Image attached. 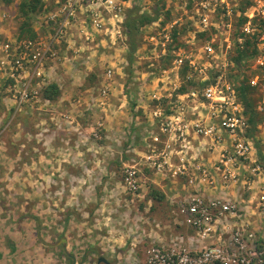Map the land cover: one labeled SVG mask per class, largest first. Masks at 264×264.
Segmentation results:
<instances>
[{"label": "rangeland", "instance_id": "obj_1", "mask_svg": "<svg viewBox=\"0 0 264 264\" xmlns=\"http://www.w3.org/2000/svg\"><path fill=\"white\" fill-rule=\"evenodd\" d=\"M18 1L0 0L2 40L18 33ZM197 1L131 0L139 12H158L157 20L140 27L131 63L127 36L114 43L106 38L63 46L66 59L52 77L60 96L51 106L25 107L16 115L10 112L5 123L0 120V264H71L72 256L74 264H96L101 255L114 264H146L150 244L170 242L181 232L166 195L157 200L149 194L153 187L168 192L171 183L151 176L142 195L131 196L123 191L121 169L141 149L142 110L149 96L176 83L170 57L157 55L150 36L159 38L157 32L175 19L178 43L189 40L196 50L205 37L194 33L189 19ZM227 1L240 11L252 4ZM260 5L264 9V0ZM38 16L42 19L43 12ZM240 18L232 15L234 36ZM254 26L264 28L262 20ZM248 40L256 44L255 37ZM236 49L232 39L233 56ZM252 66L251 58L243 67L234 65L229 79L249 75ZM107 69L112 70L109 80ZM102 85H108L105 96ZM257 96L253 91L255 101ZM98 121L96 138L92 130ZM256 134L264 149V126ZM17 153L20 163L9 159Z\"/></svg>", "mask_w": 264, "mask_h": 264}, {"label": "built area", "instance_id": "obj_2", "mask_svg": "<svg viewBox=\"0 0 264 264\" xmlns=\"http://www.w3.org/2000/svg\"><path fill=\"white\" fill-rule=\"evenodd\" d=\"M250 1L240 11L227 0H198L189 19L194 33L205 37L194 51L189 40L178 43L175 19L157 32L159 38L150 36L157 55L170 57L176 83L151 94L143 106L141 149L123 164L121 185L125 193L141 196L151 176L168 180L174 185L167 196L174 225L189 235L150 244L146 264H264V158L256 149V131L264 126V28L254 26L264 20V9L261 0ZM130 5L131 0H48L42 19L32 23L35 37L2 40L0 86L14 112L49 104L41 92L66 59L64 47L77 40L124 39L122 24ZM232 15L246 18L236 36ZM253 37L258 53L243 59L253 60L251 73L230 80L232 39L238 48ZM111 76L107 69L106 79ZM244 77L258 94L255 110L262 118L252 136L236 89ZM108 85L100 88L101 96ZM96 125L97 138L102 122Z\"/></svg>", "mask_w": 264, "mask_h": 264}, {"label": "trees", "instance_id": "obj_3", "mask_svg": "<svg viewBox=\"0 0 264 264\" xmlns=\"http://www.w3.org/2000/svg\"><path fill=\"white\" fill-rule=\"evenodd\" d=\"M246 3L249 5L251 2L246 0ZM45 4V0H19L18 1V15L20 18L18 24V36H27V37H35L36 33L32 28V23L34 20L38 18V13L43 12V6ZM168 15V11L166 12ZM158 18V12L155 10L153 14L146 12H139L138 8L134 5H131L126 10L125 19L123 21V33L127 36V46L128 53L127 59L128 63L132 62V56L134 51L137 48V34L139 33L140 27L145 24L151 23ZM246 18L241 17L240 23H242ZM262 26H264V20H262ZM0 40H2L0 36ZM252 46V52L248 53V47ZM258 53L256 48L255 40L249 41L248 39L244 43V46L238 47L236 49V55L233 56L234 64L237 67H242L245 62L243 59L246 57L254 56ZM246 77L243 78L237 85L236 89L238 90V94L241 97L243 105L245 107V111L248 115V121L251 125V130L249 135H253V132L257 129V124L261 121V117L256 113L255 110V100L252 98V93L254 88L245 83ZM41 95L43 98H46L50 101L57 99L60 96V86L56 82L49 83L45 88H43ZM1 96V94H0ZM1 100V97H0ZM258 145V144H257ZM258 147V146H257ZM258 154L264 158L261 150L258 147ZM149 194L151 198L154 199H163L165 197L164 192L155 187L149 190ZM14 249V247H11Z\"/></svg>", "mask_w": 264, "mask_h": 264}, {"label": "crops", "instance_id": "obj_4", "mask_svg": "<svg viewBox=\"0 0 264 264\" xmlns=\"http://www.w3.org/2000/svg\"><path fill=\"white\" fill-rule=\"evenodd\" d=\"M57 83V82H56ZM58 84V83H57ZM59 85V84H58ZM4 89V91H3V93H0L1 94V100H0V120H1V122L2 123H5L6 121L5 120H7V118H8V116H9V114H10V112L13 114V113H15V115L17 114V112H14V109H13V107L12 106H9L10 104H8V103H12V102H10V100L8 99V97H7V95L8 94H6L7 92H6V89L5 88H3ZM52 103H53V101H50L49 100V104H46V105H48V106H51L52 105ZM25 107H28V106H25ZM24 107V108H25ZM48 109V108H47ZM19 113V112H18ZM2 117H3V119H2ZM259 147V149L261 150V152H262V155L264 156V149L262 148L261 149V147H260V145L258 144V145H256V149H257V152H258V147ZM16 148H18V147H16ZM17 151H19V148L18 149H16ZM19 157H20V155H18V153L17 154H13V155H10V157H9V159L10 160H12L13 162H16V163H20L19 161ZM45 158H46V156H45ZM155 177H157V176H154V178ZM153 181H154V179H153ZM155 182V181H154ZM173 189H174V185L173 184H171V186H169L168 187V192H165L164 191V193H165V195H166V199H167V196L168 195H170V194H172L174 191H173ZM172 233H174V232H172ZM181 235V236H180ZM189 235V232H188V230L186 229V228H181V232L179 233V234H177L176 236H180V237H182L183 238V240L187 237ZM172 239V238H171ZM170 239V240H171ZM163 243H170V242H168V240H165V241H163Z\"/></svg>", "mask_w": 264, "mask_h": 264}, {"label": "water", "instance_id": "obj_5", "mask_svg": "<svg viewBox=\"0 0 264 264\" xmlns=\"http://www.w3.org/2000/svg\"><path fill=\"white\" fill-rule=\"evenodd\" d=\"M64 240V239H63ZM72 263L71 264H74L75 263V260H74V258H73V256H72ZM100 263H103V264H114V263H112V262H110L107 258H105L104 256H99L98 258H97V261H96V264H100Z\"/></svg>", "mask_w": 264, "mask_h": 264}]
</instances>
